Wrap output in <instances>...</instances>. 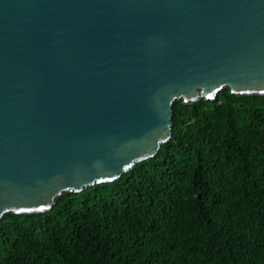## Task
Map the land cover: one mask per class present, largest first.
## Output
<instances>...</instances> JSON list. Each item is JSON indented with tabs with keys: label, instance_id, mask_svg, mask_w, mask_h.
I'll list each match as a JSON object with an SVG mask.
<instances>
[{
	"label": "water",
	"instance_id": "1",
	"mask_svg": "<svg viewBox=\"0 0 264 264\" xmlns=\"http://www.w3.org/2000/svg\"><path fill=\"white\" fill-rule=\"evenodd\" d=\"M225 87L264 95V0H0V220L117 180Z\"/></svg>",
	"mask_w": 264,
	"mask_h": 264
},
{
	"label": "trees",
	"instance_id": "2",
	"mask_svg": "<svg viewBox=\"0 0 264 264\" xmlns=\"http://www.w3.org/2000/svg\"><path fill=\"white\" fill-rule=\"evenodd\" d=\"M120 178L0 220V264H264V95L173 103Z\"/></svg>",
	"mask_w": 264,
	"mask_h": 264
}]
</instances>
